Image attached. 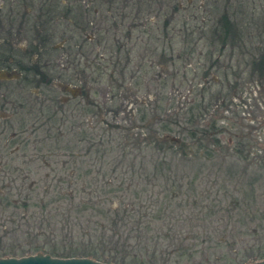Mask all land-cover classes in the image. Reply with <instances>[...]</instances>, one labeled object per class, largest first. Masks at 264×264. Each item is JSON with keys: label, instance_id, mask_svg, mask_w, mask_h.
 Returning a JSON list of instances; mask_svg holds the SVG:
<instances>
[{"label": "rangeland", "instance_id": "obj_1", "mask_svg": "<svg viewBox=\"0 0 264 264\" xmlns=\"http://www.w3.org/2000/svg\"><path fill=\"white\" fill-rule=\"evenodd\" d=\"M26 1L37 14L41 1ZM82 1L87 0L69 5ZM178 1L179 12L171 19L177 28L188 19L189 34H193L180 32L172 47L162 42L156 28L159 23L161 28L165 17H171L172 0L154 5L140 21V29H130V40L125 37L132 22L128 16L123 26L117 17V29L111 20L108 24L99 21L101 29H110V34L106 35L108 44L101 41L93 55H105L115 82L108 81V73L103 75L106 67L98 63L99 70L93 67L87 72V84L79 83V77L77 83L69 84L89 93L91 102H107L103 111L120 107L118 115L101 118L108 127L96 119V110L87 113L71 103L63 115L55 112L57 104L52 101L44 102L57 114L52 125L41 124L46 116L36 118L32 113L26 127L16 125L1 136L0 258H8L2 257L5 254L20 258L23 250L38 246L60 253L92 254L99 262L112 264H252L264 260V68L251 66L253 54L259 58L258 46L264 45V0ZM71 6L63 4L61 9ZM215 7L217 15L226 14L236 32L224 44L221 39L204 38L197 29L201 18H212ZM158 10L159 20L153 18ZM150 23H154L152 29ZM60 31L50 44L59 42ZM114 47L120 51L117 70L113 69L116 52L110 54V49L116 51ZM163 50L170 60L165 65ZM121 68L124 80L118 74ZM57 72L63 74L64 70L58 68ZM4 74L0 80L10 81V75ZM14 85L9 84L11 89ZM2 86L0 114H10L12 102ZM27 93L15 91L14 98L26 99L32 94ZM44 93L55 99L67 96L56 86L46 87ZM42 98L33 95L30 104L35 102L38 108ZM16 102L15 108H19ZM66 115L71 119L61 121ZM156 115L162 117L159 122ZM167 117L177 119L179 126L164 121ZM112 122L125 128L111 127ZM181 127L186 131L181 133ZM56 128H60L58 132ZM46 129H51V138ZM157 130L183 139L188 144V160L175 145L156 158L150 137ZM13 133L17 136L11 139ZM204 133L210 136L206 138ZM139 134L153 144L138 143ZM84 135L90 140L78 143ZM161 159L167 165L158 168ZM171 185L170 191L181 196L166 209L169 215L150 226L142 224L140 229L148 251H140L135 261L130 248H113L119 237L124 240L125 232L136 242L140 236L132 230L137 227L135 221L152 219L153 215L145 217L144 213L157 211V204L170 199L164 193ZM68 190L75 200L63 194ZM140 202L143 208L137 206ZM170 224L173 236L165 238Z\"/></svg>", "mask_w": 264, "mask_h": 264}, {"label": "trees", "instance_id": "obj_2", "mask_svg": "<svg viewBox=\"0 0 264 264\" xmlns=\"http://www.w3.org/2000/svg\"><path fill=\"white\" fill-rule=\"evenodd\" d=\"M44 1H45V6H46V10L44 11V14H43L44 25H45V36H46V39H47V46L53 52L55 50L52 47V46H54V44H50V39H52V41H55V35L57 33L61 32L60 30H62V35L59 38H57V40H62V39L66 40L65 45H67L68 47L71 46L70 49H72L74 47V45L75 46L76 45H81L82 41H84V44L82 43L83 45H85V46L89 45L90 42H88L87 41V37L83 35L84 31L82 29H85V27L87 25V19L85 18V15L87 17H90L92 15V13L95 12V10L99 14H101L102 12H105V16H104L105 21L104 22L108 24L109 20L113 21L114 28L116 26L115 29L119 28V25L116 22V20H118V18H117L118 16L121 19L120 20V26L124 25L123 21H124V18L126 16L131 18L132 22L130 23L129 28H127L126 34H125V37L127 38V40H130V38H129L130 33H131L130 29H132L133 31H135L137 29H140V27L142 25L140 23V21L144 18V16H147V15H149L151 13V9H153L154 5H157V4L160 5L159 3H163L164 0H91L92 3L90 2L91 5L88 6V7L83 6V4H80L79 2H81V1L77 2V6H74V4H72V6L69 5L70 3H73V2L78 1V0H72V1L71 0H44ZM62 2L64 4H66V7L71 6L72 9H66V10L65 9H61V7L63 6ZM172 2H173L174 5H173V8H172V10L170 12L171 17H169V15H168L167 17H165L163 19V22L161 24V28H160V23L156 25L157 26L156 28L159 31L157 36L161 37L162 42L167 43L169 47L170 46L172 47V44H173L174 40L177 38V35H179L180 32H183L184 34L188 32L187 35H189V36L193 34V32L191 34H189L188 24L190 23V21H188V19H184L182 28H177L175 26V24L173 22V19H171V18L173 16V14L179 12L180 5H179V1L178 0H172ZM76 7H78L79 9H77ZM72 13H74V14H72ZM213 13L214 14L211 15L212 18L211 19L208 18L207 21H205L204 19L201 18V20H200L201 21V25L197 26V29L199 30V32H201L203 34L204 38H206L207 36H210L212 41H216V40L219 41V39H221V43L224 44L226 39H228L231 36H234L236 34L235 29H233V27H232L229 19L227 18L226 14L222 13L220 15H217L218 7L214 8ZM160 14H161V11L158 10V12L154 14L153 18L158 19V20L161 19L160 18L161 17ZM214 16H216L217 18H214ZM193 21L195 22V21H197V19L193 18ZM206 22H209V23L206 24ZM149 25H150V28L152 29L154 23H150ZM81 27H82V29H81ZM122 28H124V27H121V29ZM206 28H208V29H206ZM31 29H33V28L31 27ZM204 29H206V32L203 31ZM76 30H80L79 31V37L77 39H75V41H74L73 39L75 37H73L72 32H74ZM31 31L32 30H30V32ZM68 32L70 33V35H67ZM138 33H140V30H138ZM108 34H110V29L107 30L106 35H108ZM99 35H101V32L99 34H97V36H99ZM138 38H139V35H136L135 39L137 40ZM107 44H108V42H107ZM118 45H119L118 48H120L121 45L120 44H118ZM115 50L116 51H112L110 49V51H111L110 54L112 55L114 52H116V58H115V61H114V64H113V69L117 70V68L120 65V62H119L120 60L118 59V55L120 54V51H119V49H117V47L115 48ZM161 54H162L161 55L162 59L165 61L164 65L167 64L168 62H170L169 58L166 59L164 50L162 51ZM113 57L111 58L112 60H113ZM129 58L130 57H128V59ZM94 61H93V65L92 66L94 67L95 71L99 70L100 66H99L98 63H101L103 65V69H104V67H106L104 71L102 69L103 75H104V72H105V74L108 73V81L114 83L115 82V80L113 78V73L114 72H110V65L111 64L107 65V63H105L102 58H98L97 56H95V60ZM111 68H112V66H111ZM108 69H109V72H108ZM41 71L47 72L48 74H49V71L52 72L51 69L44 68V67H41ZM88 71H85V72L87 73ZM102 71L99 73V75L102 73ZM124 72L125 71L122 68L120 70H118V74L121 75L123 80L125 78ZM29 74H30V77H34L35 78V76H36L35 73L33 72V70H31ZM28 86H29L30 92L33 95H36L34 93V91L39 92V95H43L44 91H45V88L46 87L50 88V86H52V85H50V84H38L37 82L32 81ZM118 87H119V85L116 86V88H118ZM48 91H50V90H48ZM32 94H29L31 99L33 98ZM87 94L88 95H86V93H85V96L83 94L82 97H84V100H83L82 103H80L81 105H79V106L83 107L84 110L87 113L90 112V111H93V113L95 114V110H96V119H99V121L103 123L102 127H105V125L108 127L109 123L107 122V120H105L107 115H109L111 113H113L114 116L118 115L119 112H120V107H118L115 110H113L112 109L113 107L109 106V108H107L106 110L103 111V109L106 107L107 102L106 103H100V102H94V101L91 102L90 97H89L90 94L89 93H87ZM30 98H29V100H31ZM53 98L55 99L54 96H53ZM114 98L115 97L113 95L112 99H114ZM29 102L31 103V101H29ZM46 102H50L51 103L52 100H47ZM113 102H115V101H113ZM113 102L111 104H113ZM52 104H57V107H58L59 106V100L55 99V101ZM50 106H51V104H47L45 107H42V110H40L41 113H40V111H38L39 109H37V108L34 109L33 107H31L30 113L31 114L33 113L32 116L35 114V117L43 118V117L46 116L45 117V121H40V122H42L41 124H43V125H52V122L56 121V116H57L56 113L58 111H55L56 113H52V109H50ZM79 106H77V107H79ZM74 107H76V106H74ZM19 110H20V107H19ZM59 113H61V112H59ZM40 114H41V116H40ZM65 114L66 113H64L63 115H65ZM54 116H55V119H54ZM62 116L60 117V120L63 121V122H68L66 120L64 121V118L66 119L69 116H67V115L64 116V117H62ZM103 116H105V119H101V118H103ZM134 118H136V117H134ZM160 118H162V117H158L157 116V118H155V119L158 121V120H160ZM69 119H71V118L69 117ZM163 120L164 121H169L170 117L163 118ZM170 121L172 123H174V126H179V122H178L177 119L176 120L172 119ZM49 123H51V124H49ZM113 125H114V128H116V129H124L125 128V125H123V124H121L119 122L110 123L111 127H113ZM81 126L82 125H79V127H81ZM152 126L153 125H151V127ZM76 127H78V125ZM181 128L183 129V130H181V133L186 131L184 129V127H181ZM59 129L60 128H56V131L58 132ZM72 129H73V126H72ZM162 129L164 131L168 130V128H162ZM46 130H48V137L51 138V134H50L51 133V129H46ZM128 130L129 129H127V131ZM193 133H194V135L192 134V136H195L196 133L195 132H193ZM61 134H62V132L58 133V135H61ZM211 135H213V134H211ZM84 136L85 137H84L83 140L77 139L76 141L78 143H82L84 141H89L90 140L89 139V135H84ZM140 136H142V134H139V136L136 137V141H138V143H142L143 144V142H144V143L147 144L148 142H150V141L147 140V136L146 135L143 138H141V139H140ZM203 136L207 138V136H210V135L204 133ZM127 138H129V137L127 136ZM150 138H151V140L153 139L152 141L154 142V145H151V148L153 147L155 149L156 158H158L159 154L163 155V154H166L165 152H167L169 150L172 151L173 150V145H175L179 149L181 154L185 157V160L186 161L188 160L187 159V157H188V151H187L188 144H186V142L183 139H175L174 137H170V134L168 136V134H166V132L162 133V132H159L158 130L155 131L154 135L151 136ZM129 140H130V138H129ZM129 140H127L128 141V145H129ZM153 142H152V144H153ZM176 153H178V152H176ZM70 155L73 156L74 154L71 153ZM75 156H77V154H75ZM163 164H166L165 159H161L160 160V162L158 164V168H159V166L161 167ZM160 171H162V169ZM153 177L154 178L157 177V172L153 173ZM172 185H171L170 188H167L165 190V193H164L165 195H167V196H165L166 199L167 198H170V199L167 200L166 202H162L161 201L159 206L157 204V207H154V208H159L157 211H151L153 213L148 212L147 214L144 213L145 217L147 215H153L152 219L150 218V220H146L145 222H142L141 220L135 221V223H137V227L136 228L133 227L132 230L134 229V231H136L139 234V236H140V237H138L137 240H135L136 242H131L130 241V237L127 235V232H125L126 234H125L124 240L120 241V239L122 237H119V239L114 241V243H113L114 247L113 248H116L117 246H120L121 248H124L123 251L124 250H128V248H130L132 254L135 255V257H134L135 261L138 260L139 255L141 253L140 251H148V247L146 245V241L147 240L144 238V235L142 234L143 230H140V229H142V224H145V226H150V223H152L153 221H159V220H161L163 218V216L167 217V215H169V213H167L166 209H168L171 206V202L172 201H174L175 199H177L178 197L181 196V195H178V194L176 195L177 192H171L170 191V190H173L172 189ZM178 188L180 190L179 186H178ZM63 194L68 196V197L73 198L74 200L76 199L72 190H68L67 192H64ZM80 202H82V204L84 203V201H81V200L79 201V203ZM137 206L139 208H143L142 202H140L139 205H137ZM83 208H87V207H83ZM119 211L121 212V209H119ZM154 212H156V213H154ZM116 219H117V211L115 212V217L112 218V221H115V223H116V221H117ZM170 226H171V224L167 228V230L165 232L166 234L164 233L165 234L164 236H166L165 238H169V237L172 238V236H173L172 234L174 232H172V229L170 228ZM128 232H130V231H128ZM159 235H163V234H159ZM108 244L111 245L110 243H108ZM54 245L55 244H53L52 246H54ZM194 247L195 246L191 247L190 250L193 251ZM44 249L45 248H43V247L36 246V247L30 248L28 250H23L24 252L20 256L21 257L30 256V255H34V254L40 252V253H44V254H49L50 256L56 257V258L83 257V258H91V259L100 261L99 259H96L95 256L92 255V254L87 255V254L77 253V252H74V251H63V252L60 253L56 249H45V250ZM136 249L138 251V255L136 254L137 251H134ZM15 255L16 254H10V255L5 254V256H2V257H16ZM101 262L112 264L110 262H105V261H101Z\"/></svg>", "mask_w": 264, "mask_h": 264}, {"label": "flooded vegetation", "instance_id": "obj_3", "mask_svg": "<svg viewBox=\"0 0 264 264\" xmlns=\"http://www.w3.org/2000/svg\"><path fill=\"white\" fill-rule=\"evenodd\" d=\"M82 2L83 6L88 7L91 5V0H87V3L84 1ZM38 3V13L36 14V11H34L35 8H30L33 4L31 2L28 3L26 0H0V76H4V72H6L11 78H8L10 80L8 82L0 80V89L4 84L5 86L2 87L6 89L5 95L9 97L8 100L10 99V102H12L10 108L12 111L10 114H4L5 112H1L0 114L2 121L0 124V139L8 128L13 129L16 125L17 127L23 125L26 127V120L31 116V107L34 109L37 108L34 106L36 105L35 102H33V104L28 102L30 96H28L29 98L26 96V99L20 101L15 100V91L26 90L27 92L28 90L29 92L30 89L28 85L32 81L37 82L38 84H50L56 86L67 95L58 98L59 106L55 108L56 111L64 114L67 105L72 103L75 104L73 106L77 107L83 102H78V99L82 98L83 94L85 96V93H82L81 88L75 86L74 88L71 85L74 80L77 83V77H79V83L87 84L90 76L85 71H88L89 69L92 71L95 56L102 58L103 61L105 60V55L102 53L99 54L98 52L95 56L93 55L95 50L98 51L96 46H100L101 41H105L106 45L108 42L106 39L107 30H102L99 25V21L100 23L105 21V12L99 14L95 10L90 17L85 15L87 25L85 29H82V27L81 29L84 31L83 35L87 37V41L90 42L89 45H83L84 41H82L83 44L80 42L81 45H74V47L72 46L73 48L70 49L71 46L68 47L65 45L66 40L62 39L52 46L53 49H55L52 52L47 46V39L45 36L43 17L44 11L46 10L45 1L38 0ZM62 4L64 3L62 2ZM31 12L34 14L33 17H30L32 14ZM31 27L33 29H31ZM30 30L32 31L30 32ZM79 31L80 30L72 32L73 37H75L73 39L74 41L79 37ZM100 32L101 35L97 36ZM95 33L97 37L95 36ZM21 37H23L24 41ZM51 42L52 39H50V43ZM258 48L259 58L256 59L257 55L253 54L251 66L258 65L259 68H264V45H259ZM82 64L83 68L81 67ZM55 66L57 69L60 68L61 70H64V72H62L63 74L57 72V69L54 68ZM41 67L51 69L52 72L49 71L48 74L47 72L41 71ZM31 70L35 73V78L30 77L29 73ZM70 82L71 84H69ZM15 83L17 85H14L13 87L15 88L11 89L9 84L12 85ZM34 93L36 94L34 96L43 97L40 102V107L37 108L39 109L38 111L42 110V107H45L44 102L47 100H52L54 102V99L52 98L53 96H46L45 93L39 95V92L37 91H34ZM2 95L5 97L4 94ZM86 95L88 94L86 93ZM16 101L20 103H17ZM15 102L20 107V110L19 108H15L17 107ZM1 107L3 108L4 106ZM16 136L17 135L13 133L11 139H14Z\"/></svg>", "mask_w": 264, "mask_h": 264}, {"label": "water", "instance_id": "obj_4", "mask_svg": "<svg viewBox=\"0 0 264 264\" xmlns=\"http://www.w3.org/2000/svg\"><path fill=\"white\" fill-rule=\"evenodd\" d=\"M0 264H106L91 258H56L49 254L37 253L20 258H0ZM252 264H264V260Z\"/></svg>", "mask_w": 264, "mask_h": 264}]
</instances>
